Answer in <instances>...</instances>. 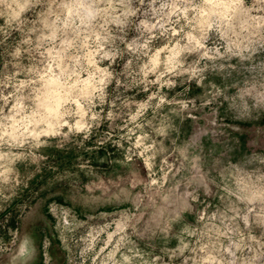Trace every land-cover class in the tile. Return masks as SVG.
Here are the masks:
<instances>
[{"label":"rangeland","instance_id":"rangeland-1","mask_svg":"<svg viewBox=\"0 0 264 264\" xmlns=\"http://www.w3.org/2000/svg\"><path fill=\"white\" fill-rule=\"evenodd\" d=\"M16 2L28 4L19 20L9 18L6 0H0V93L15 91L19 81H39L49 63L47 50L65 40L72 46L62 66L87 68L82 79L94 71L85 57L95 49V37L83 26L77 37L75 25L58 23L54 42L39 39L50 34L43 23L55 18L49 9L63 19L61 5L72 0ZM95 2L103 8L108 0ZM171 2L125 0L135 12L125 23L109 24L105 32L102 17L92 22L91 32L108 36L104 49L116 56L95 57L112 78L103 103L96 94L85 106L86 112L91 107L83 121L91 124L87 137L80 132L46 138L39 148L17 150L9 167L0 161V264H113L108 254L118 241L116 264H264V22L249 21L252 27L242 31L248 18L234 17L239 36H228L241 41L239 47L222 37L223 24L205 33L189 24L192 10L186 19L172 16L166 32L141 25L156 23L160 15L152 9ZM176 2L183 8L202 0ZM244 7L264 17L257 11L264 0H244ZM122 11L118 7L116 14ZM188 33L203 35L205 47L182 52L181 66L159 83H140L143 64L165 45L188 44ZM133 42L135 51L127 47ZM167 55L161 53L157 73ZM155 80L150 73L147 81ZM32 87L26 84L18 95H30ZM66 119L74 123L79 117ZM24 241L32 259L16 258Z\"/></svg>","mask_w":264,"mask_h":264},{"label":"clouds","instance_id":"clouds-1","mask_svg":"<svg viewBox=\"0 0 264 264\" xmlns=\"http://www.w3.org/2000/svg\"><path fill=\"white\" fill-rule=\"evenodd\" d=\"M154 2L155 0H153ZM27 7V3L20 4L16 0H6L5 3V9L9 18L14 20H19ZM118 7H123V11L119 15L116 14ZM61 8L66 13L63 19H61L60 13H54L51 8L49 9L48 16H54L55 18L50 23L45 19L43 23L44 27L50 30V34L47 36L41 35L39 39L41 42L45 40L54 42L57 39V32L61 30L57 27L58 23L65 29L73 28V25H75L73 31L76 32L77 37L80 35L81 26H83L86 32L95 37L96 47L93 51L88 52L85 57L88 65L94 71L89 72L87 78L82 79L81 72H87V68H83L81 71H76L74 68L69 71L67 65L62 66L65 54L69 47L72 46L71 41L65 40L61 42L59 49L52 47L47 50L50 58L49 63L45 73L39 77V81H19L18 84L14 85L15 91L7 95L0 93V100L3 101V107H0V148L7 147L6 151L0 152V161L3 162V167L5 168L17 160V150L24 149L26 146L29 150L39 148L47 143L46 138L80 132H84L86 134L85 137H87L91 124L84 123L83 121L88 112H91V107H88L86 112L85 106L93 104V97L96 94H99V99L103 103L104 86L112 78V73L107 68L97 66L95 57L100 56L101 60H114L116 56L114 51H106L104 49L102 41L107 42L108 36L102 37L98 33L91 32L92 22L97 17H102L104 23L101 25V28L106 32L109 24L121 25L125 23L129 16L135 15V12L125 3V0H119L118 5L113 4L112 0H108L107 6L103 8L99 7L95 0H72L71 3L62 4ZM165 9H169V11L165 12ZM152 10L155 14L160 15V19L154 24L141 21V25L149 32H152L155 28L163 29L166 32L165 24L170 21L172 16L180 13L186 19L188 11L192 10L196 15L189 21V24L195 22L196 28L202 33L211 29L213 24H216L217 30L223 24L222 37L228 39L230 44H234L236 47H239L241 41L231 40L228 36L230 31L234 36H239L231 24L234 17L242 14L248 18L240 25L242 31L252 27L249 21L260 20L264 22V17L250 15L252 9L244 7V0H202V3L195 7L189 4L183 8L178 6L176 0H173L171 3H162L158 9L153 8ZM257 11H264V9H257ZM121 17L124 19H121ZM77 21L79 23H76ZM256 26L259 27L260 25L257 24ZM172 35H178L175 28L172 29ZM89 38L90 36L88 35L84 37L83 46L85 48L89 47ZM203 39V35L197 38L188 33V44H185L183 47L179 41H176L171 48L165 45L158 49L150 57L149 61L140 68L143 79L139 82L159 83L161 78L166 74L175 73V69L181 66L177 60L181 53L185 51L194 52L204 48L205 45L201 43ZM127 47L132 51L136 50L134 42ZM140 47L147 48L148 42L146 41ZM230 50L231 48H229ZM164 52L168 53L166 59L163 61L164 71L157 73V69L161 64L160 56ZM203 55L208 56V52L205 51ZM75 59L77 65H79V57ZM150 73L156 74L155 81H147ZM37 83L39 86H34ZM26 84L33 85L31 94L28 96H24L23 94L18 95V93H22ZM7 86L5 85V87ZM25 101H29V103H25ZM140 107L143 108L144 105L142 104ZM5 109H7L6 112ZM69 116H77L79 119H76L74 123H70L66 119ZM91 119L96 120L97 114H93ZM65 128H67L68 133L63 131ZM119 231H124L123 227H119ZM120 239L123 240L124 237ZM109 240H111V236ZM118 247L119 241L117 242V247L108 254V259H111L113 264H116L114 257ZM32 252L33 249L29 247L28 242L24 241L19 246L16 258L32 259ZM124 259L127 260L128 257H124ZM208 259L212 260L213 258L209 256Z\"/></svg>","mask_w":264,"mask_h":264}]
</instances>
